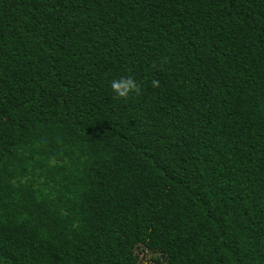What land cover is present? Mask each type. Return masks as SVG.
<instances>
[{
    "label": "trees",
    "instance_id": "16d2710c",
    "mask_svg": "<svg viewBox=\"0 0 264 264\" xmlns=\"http://www.w3.org/2000/svg\"><path fill=\"white\" fill-rule=\"evenodd\" d=\"M138 252L264 264V0H0V264Z\"/></svg>",
    "mask_w": 264,
    "mask_h": 264
},
{
    "label": "clouds",
    "instance_id": "9594fccd",
    "mask_svg": "<svg viewBox=\"0 0 264 264\" xmlns=\"http://www.w3.org/2000/svg\"><path fill=\"white\" fill-rule=\"evenodd\" d=\"M152 86H158L157 81L152 82ZM111 88L116 98L127 99L133 92H139V84L131 77H122L111 82Z\"/></svg>",
    "mask_w": 264,
    "mask_h": 264
},
{
    "label": "rangeland",
    "instance_id": "374dc122",
    "mask_svg": "<svg viewBox=\"0 0 264 264\" xmlns=\"http://www.w3.org/2000/svg\"><path fill=\"white\" fill-rule=\"evenodd\" d=\"M151 254L148 252H138V258L135 260V262H130L129 260H126L124 264H147L148 258H150ZM128 259L132 257V255L127 256Z\"/></svg>",
    "mask_w": 264,
    "mask_h": 264
}]
</instances>
